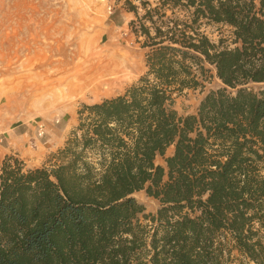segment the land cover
Returning a JSON list of instances; mask_svg holds the SVG:
<instances>
[{
  "label": "trees",
  "instance_id": "16d2710c",
  "mask_svg": "<svg viewBox=\"0 0 264 264\" xmlns=\"http://www.w3.org/2000/svg\"><path fill=\"white\" fill-rule=\"evenodd\" d=\"M120 1L146 71L49 167L0 160V264H264V0Z\"/></svg>",
  "mask_w": 264,
  "mask_h": 264
},
{
  "label": "rangeland",
  "instance_id": "374dc122",
  "mask_svg": "<svg viewBox=\"0 0 264 264\" xmlns=\"http://www.w3.org/2000/svg\"><path fill=\"white\" fill-rule=\"evenodd\" d=\"M132 18L120 0H0V160L13 155L25 168L49 167L82 103L123 93L145 73ZM207 32L216 40L227 28ZM204 85L177 98L179 114L193 113L220 82ZM135 197L147 212L158 207L144 191Z\"/></svg>",
  "mask_w": 264,
  "mask_h": 264
},
{
  "label": "bare ground",
  "instance_id": "6f19581e",
  "mask_svg": "<svg viewBox=\"0 0 264 264\" xmlns=\"http://www.w3.org/2000/svg\"><path fill=\"white\" fill-rule=\"evenodd\" d=\"M108 62H110V61H108ZM112 63V62H111ZM78 68V67H77ZM84 68V67H83ZM98 68V67H97ZM89 70V69H88ZM91 70V69H90ZM92 71V70H91ZM69 73V72H68ZM87 73V72H86ZM89 73V72H88ZM110 73V72H109ZM118 73V72H117ZM66 74V73H65ZM113 77V76H112ZM73 83V82H72ZM89 86V85H88ZM70 87V86H69ZM39 127H43L42 125H39ZM44 133L45 132H43V131H41L39 134H38V136L39 137H42L43 135H44Z\"/></svg>",
  "mask_w": 264,
  "mask_h": 264
},
{
  "label": "crops",
  "instance_id": "0c3cea01",
  "mask_svg": "<svg viewBox=\"0 0 264 264\" xmlns=\"http://www.w3.org/2000/svg\"><path fill=\"white\" fill-rule=\"evenodd\" d=\"M173 151V148L171 147L170 149H168V153L171 154Z\"/></svg>",
  "mask_w": 264,
  "mask_h": 264
},
{
  "label": "built area",
  "instance_id": "2783aa9c",
  "mask_svg": "<svg viewBox=\"0 0 264 264\" xmlns=\"http://www.w3.org/2000/svg\"><path fill=\"white\" fill-rule=\"evenodd\" d=\"M109 10H111V6H109Z\"/></svg>",
  "mask_w": 264,
  "mask_h": 264
}]
</instances>
